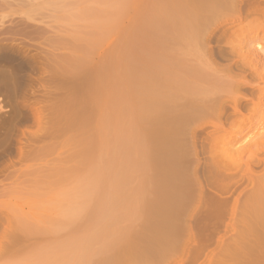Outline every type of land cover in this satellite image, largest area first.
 Wrapping results in <instances>:
<instances>
[{
	"label": "bare ground",
	"instance_id": "1",
	"mask_svg": "<svg viewBox=\"0 0 264 264\" xmlns=\"http://www.w3.org/2000/svg\"><path fill=\"white\" fill-rule=\"evenodd\" d=\"M153 5L155 13H150L152 15L147 17L149 19L144 22L143 27L140 26L142 30L138 32L139 35L136 38H132L131 35L129 38L131 43L126 42L129 44L118 45L116 52L119 55L110 59L111 62L106 70L103 68L104 65L102 66L105 74L99 78L98 82H91L86 91L91 102L88 101V108L92 112V118L102 109L103 116L99 117L104 120L101 123H95L92 119L91 129L88 126L90 131L96 127L98 130H96L97 135L93 133L96 136L90 135V139L87 137L89 140L86 145L89 146L87 149L89 151L86 156L92 157L87 158L91 160L98 156L97 163L96 160L90 161L92 167L90 170L94 173L97 169L103 171L104 166L98 168L99 165L96 166V164L110 165L112 162L106 159L111 154L116 157L119 154L124 156V150L130 148L132 144V141H127L128 135L131 130H136L139 138L133 143L149 145L150 150L143 151L132 159L133 163L128 166L130 171L127 170V173L135 170L142 175L146 184H148L146 180L150 177L157 179L152 183L156 187L134 190V194L140 196L139 208L136 206V210L131 207L132 201L135 200L128 197L129 202L128 199L123 198L126 194L119 195L122 190L127 192L124 191L125 188H119V190L122 189L119 194L115 193L121 197L122 202L126 200L123 202L124 207L119 205L117 208L121 216L117 215L122 219L118 220L129 224L119 228L118 224L106 219L105 223L108 221L111 224L114 223L110 231L116 235H109L110 231L107 230L109 231L107 235L102 236L103 249L98 252L99 256L93 264H211L216 249L219 247L222 249V244L225 243L224 236L218 235L219 229L223 227L224 233L228 230L230 222L239 216L238 206L242 205L245 208V218L254 220V224L256 221L260 224L259 226L257 224L258 228L252 227L253 230L256 229L255 232H262L264 226V120L262 119L257 126L258 135L255 138L252 139V134L251 140L249 137L247 139L249 141L246 139L241 141L254 132L253 124L244 127L243 111L253 110L254 103L257 104L256 106L261 105L260 98L264 95H262L263 92L258 93V98L254 94L256 85L245 80L246 73L251 71L252 65L244 56H239V51L243 49L242 43L221 45L219 42L229 38L227 36L231 33L234 35V32L238 31V28L233 31L234 27L247 20L251 21L252 26L254 21L259 22L263 28L264 0H154ZM108 14L111 15V13ZM96 15L93 18H99ZM214 19L220 20L221 27L215 37H212L210 29L212 27L209 25H212L211 22ZM212 40L217 41L214 49L210 45ZM92 44L93 42L90 43ZM84 48L82 46L83 50ZM135 51L143 52L144 55L132 56L131 53ZM86 52L89 53V50ZM146 53L148 55H145ZM219 60L227 64L220 66ZM100 65L101 63L99 67ZM102 73L100 72L101 75ZM7 83L9 88L10 85ZM77 88L74 87L78 92ZM76 90L73 91L76 93ZM124 91H135L136 95L132 99L128 98L130 96L109 98L110 93ZM6 92L9 94V91ZM233 92L246 94L236 96ZM74 111L77 114L80 110L76 112V108ZM114 111L122 116V119L116 123L121 122L118 129L114 121H118L119 115L113 113ZM128 112L129 115L134 112L139 114L138 123L127 125ZM18 114L16 111L9 119V123L17 120ZM76 117L78 116L73 117L72 120ZM79 117L82 119V116ZM110 119L115 124H110L113 129L106 123L109 121L111 123ZM76 122L82 123L81 120ZM197 122L201 123L198 126L200 129L189 130L192 124V126L194 123L195 126L198 125ZM85 125L88 124L85 123L84 128L87 127ZM124 126H128V130ZM79 128L82 129V127ZM106 136L111 141V146L107 148L102 145ZM78 138L81 143L87 142L85 137L83 141L82 137ZM99 148L102 151L97 155L96 149L100 150ZM105 148L106 150H103ZM234 155L237 156L234 157ZM246 155H249L248 159L253 167L254 157L256 158L255 165L261 168L258 175L250 174V171L239 173L236 170H230ZM116 157L114 159L118 158ZM106 164H104L105 167ZM100 172H97L99 177ZM89 183L93 184L90 181ZM121 186H126L124 181H121ZM115 191L118 192V190ZM130 195H133L132 192ZM134 203L136 205V202ZM107 211L106 214L110 213ZM91 215L93 216L92 213ZM109 215L108 218L112 219ZM140 216L143 217L140 218L141 225L137 224L136 227L135 224L138 223ZM106 217L103 212V218ZM224 220H228V223L223 225ZM111 224L108 225L110 228H112ZM102 232L100 234L105 235L104 231ZM262 233L264 235V231ZM95 238L92 239L96 241L97 238ZM255 246H257L256 249H249L250 246L247 248V259L251 258L250 264H259V261H264V241Z\"/></svg>",
	"mask_w": 264,
	"mask_h": 264
},
{
	"label": "rangeland",
	"instance_id": "2",
	"mask_svg": "<svg viewBox=\"0 0 264 264\" xmlns=\"http://www.w3.org/2000/svg\"><path fill=\"white\" fill-rule=\"evenodd\" d=\"M121 1L0 0V264H93L99 256L98 252L103 249L102 236H106L107 232L113 229L114 223L118 224L119 228L129 224L124 221L119 222L122 219L117 208L119 205L124 207L123 202L126 201L122 202L120 196L126 194V197L122 196L124 199L135 200H131L133 202L131 207L136 210V206L139 208L140 196L134 194V190L156 187L152 184L157 181L156 177L147 179L148 184H146L142 175L135 170L131 171L134 174L127 173L128 166L133 163L132 159L141 152L150 150L149 145L142 146V144L133 143L139 138L136 130L128 132L127 141H132L133 145L131 144L130 148L124 150V156L119 154L120 157L117 156V158L116 155L111 154L107 159L104 157L106 161L112 162L111 167L104 163L105 167L103 162L101 163L103 165L96 164V166L99 165L98 168L104 166L103 171L95 167L99 172L101 171L100 177L97 170L95 173L90 170L92 169L90 161L96 160L97 163L98 156L91 160L87 158L89 156H86L89 151L87 150L89 146L86 144L91 136L97 135L98 131L96 127L91 132L88 126L92 127V119L95 123L104 121L101 118L102 109L92 118V112L88 108L90 98L86 95L87 88L92 84L91 82L99 81V78L105 74L104 69L106 70L107 65L119 55L116 52L118 45L131 43L129 39L131 35L132 38H136L139 35L138 32L142 30L140 26L143 27L144 22L149 19L147 17L155 13L153 12L155 11L154 0L152 2L151 0ZM92 13L95 15L97 13L96 17L99 18H93L95 15ZM106 13H111L112 16ZM219 19H214L211 22L212 25H209L212 27L210 28L212 37H215L221 27ZM263 28L259 22L254 21L252 26L251 21L247 20L234 27L233 31L238 30L234 32V35L231 33L227 36L229 38L219 41L221 45L242 43L243 49L239 51V56H244L252 65L251 71L246 73L245 80L256 85L254 86L256 96L261 92L264 95ZM92 42L93 44L90 45ZM210 45L214 49L217 41L212 40ZM72 46L75 49H72ZM82 46L85 47L84 50ZM88 50L89 53H85ZM82 53L85 54L82 55ZM131 55L142 56L144 53L135 51ZM69 62L70 65H68ZM218 64L223 66L227 63L219 60ZM79 65L80 67L76 69ZM100 72H103L102 75ZM6 82L10 85L9 88ZM74 87H78V92L81 90L79 94L75 95L78 92ZM73 90H76V93ZM6 91H9V94ZM233 93L239 96L245 92ZM233 93L232 96H234ZM135 95V91H124L116 94L110 93L109 98L130 96L128 98L132 99ZM256 96L255 98L258 97ZM261 98V105L256 106L257 104L254 103L253 110L243 111L244 127L253 124L254 132L241 141L245 139L249 141L247 140L249 137L251 140L252 134V139L258 135L257 126L262 119L264 120L262 117L264 116V99ZM73 103H75L74 106ZM75 107L76 112L78 110L81 112L76 114ZM16 111L19 113L18 119L9 123V119ZM113 113L119 115L118 121H114L116 124L122 116L119 112L114 111ZM134 113L129 115L128 112L129 116L125 114L128 126L130 123L136 124L139 121V114ZM74 115L78 116L77 120H81L83 124L76 122L77 120H74L76 118L72 120ZM86 115L90 118L87 119L86 117L89 116ZM79 116H82L83 120ZM123 121L125 122V119ZM109 122H106L109 127L112 124L115 125L112 120L111 123ZM85 123L88 125L84 128ZM119 124L115 125H118L117 129ZM197 124L195 126L194 123L195 127L192 124L193 128L189 127V130L198 131L201 123L197 122ZM127 127L125 128L128 130ZM88 131L90 132L87 133ZM77 135L82 137V141L85 137L87 142L81 143ZM107 137L104 140L107 143H102L106 148L111 146V136L110 139ZM83 148L85 150H82ZM100 151L102 150L96 149V154L98 155ZM83 154L87 159L81 156ZM115 157L117 159H114ZM248 158L249 155L244 156L241 162L235 163L230 170L233 169L239 173L250 171V174L258 175L261 168L255 165L256 158L254 157V167ZM99 178H101L100 181ZM121 181L125 182V187L121 186ZM119 188H125L124 191L127 192L120 189L122 191L119 194ZM131 192L133 197L130 195ZM106 206H110L108 209L113 208L107 211ZM92 209L98 211L92 212ZM105 210L110 213L106 214ZM238 211L239 216L230 222L225 233L223 227L219 229L218 235L224 236L225 243L222 244V249L220 247L216 249L211 264H250L251 258L247 259V248L250 246L249 249H256L255 245H260L264 241L262 233L264 226L263 230L261 228L262 232H255L256 229L253 230L252 227L258 228L260 224L257 221L254 224V220L245 218V208L242 205L238 206ZM103 212L104 217L107 215L105 219ZM91 213L93 216H90ZM108 215L112 216L114 221H111ZM141 216L135 224L136 227L137 224L141 225ZM106 219L114 223L111 224L109 221L105 223ZM227 223L228 220H224L222 224ZM109 224L112 228L108 226ZM102 231L105 235L100 234V232L103 233ZM93 233L98 234V237L95 236L97 239ZM110 234L116 235L111 231ZM259 264H264V261H259Z\"/></svg>",
	"mask_w": 264,
	"mask_h": 264
}]
</instances>
